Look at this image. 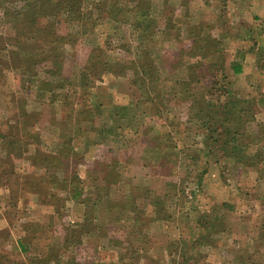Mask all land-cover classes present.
I'll return each mask as SVG.
<instances>
[{
    "label": "rangeland",
    "instance_id": "1",
    "mask_svg": "<svg viewBox=\"0 0 264 264\" xmlns=\"http://www.w3.org/2000/svg\"><path fill=\"white\" fill-rule=\"evenodd\" d=\"M31 1L0 0V264H63L69 256L85 264H120L121 256L133 264H264V163L262 169L260 165H238L216 148L211 149V154L203 152L195 121H188L187 101H179L177 105L169 102L167 109L170 120L175 117L172 121L180 123L181 130L178 134L171 132L169 143H175L176 150L199 149V160L189 180L182 181L183 167L177 177L170 179L172 186L150 176L149 168L141 170L142 164L158 158L159 150L144 145L158 129H164L161 128L164 124L158 123L157 115L136 112L133 116L134 111L129 115L133 116L130 123L145 128V135L127 144L131 147L126 152L131 162H127L128 166L120 164L122 178H117L124 180L118 186L121 196L127 195L129 184L149 185L155 193L174 186L179 189L168 204L170 218L133 227L130 213L129 216L109 214L105 202L100 201L102 204L94 207L91 220H84L83 207L70 200L66 194L68 188L59 183L63 172L54 171L48 159L51 160L49 157L60 149L62 142H73L79 160L71 162L69 171L78 178L81 198L89 199L90 195L94 199L97 188L105 186L104 195L108 193L111 199H117L118 189L110 185L107 189L101 178L112 171L107 166L109 159L123 155L122 142L128 143L127 139L135 135L129 132L119 136L120 144L111 136L98 144L103 138L95 129L110 122L106 111H93L90 122L79 111H85L84 105L97 103H103V110L111 103L126 104L129 96L134 98V103L137 94L127 87L126 77L105 74L102 81L93 80L92 98H70L67 105L59 100L53 104L44 83L59 85L65 78H77L91 48H97V55L103 59H113L121 52L119 48L123 52L128 48L132 39L128 27H115L105 13L93 10L95 0H82V7L93 10L88 25L84 23L86 28L67 22L63 10L54 14L55 37L66 34L68 38L75 37L70 40L73 44H58L56 50L64 58V72L61 76H51L47 72L49 60L43 59L54 40L45 38V31L52 30L43 26L47 18L38 17L37 28H29L24 20H19L24 15V3ZM149 4L150 15L158 21V30L145 44L154 63L165 66L160 70L163 87L169 86L172 78L184 77L188 73L187 64L201 60L214 63V67L197 84L196 97L204 93L201 87L221 78L227 92L256 102L255 120L240 139L249 143L246 152L249 158L257 148L256 144H250V132L256 133L264 123V67L257 66L264 61L259 59L264 55V0H149ZM34 7L37 10L39 5L35 3ZM15 13H20L17 20L13 17ZM48 22L52 25L53 20ZM208 36L210 45L205 52L189 51V47L198 49L202 38ZM239 60L243 72L234 75L230 62ZM23 69L26 73H22ZM53 88L57 93L63 91ZM225 92L224 88L214 90L215 99H223ZM68 114L78 116L80 123L73 124ZM217 120L214 116L212 122L215 124ZM102 155L106 157L102 159ZM99 198L104 199L102 192ZM136 201L139 205L142 200ZM181 213L182 219L178 218ZM211 220L220 223V232L213 234L214 245L197 249L194 240L203 224ZM87 223L97 227L89 232L81 230L80 226ZM121 227L125 231L133 229L134 233L125 234ZM22 237L23 242L29 243L25 251L17 245Z\"/></svg>",
    "mask_w": 264,
    "mask_h": 264
},
{
    "label": "trees",
    "instance_id": "2",
    "mask_svg": "<svg viewBox=\"0 0 264 264\" xmlns=\"http://www.w3.org/2000/svg\"><path fill=\"white\" fill-rule=\"evenodd\" d=\"M51 1L54 3L52 4ZM35 3L39 5L37 10H35L34 7ZM47 3L50 4V6L47 5ZM24 4L25 5L22 7L24 15L21 16L19 20H24L29 28H37L38 17L47 18L48 21L53 20L52 25H49L48 21L43 23L44 28H52L48 33L45 31V38L51 41L53 40L52 38H54L53 46L48 48L46 56L43 58L44 61L49 60V68L47 69V72L51 76H61L64 72V58L61 56L60 52L56 50V48H59L57 47L58 44L60 43L61 45V43L65 44L66 42L71 43L70 40H74L75 37L68 38V34L61 37L58 36V39L55 37V29H53L55 15H58L62 10V12H66V21L71 24L79 23L80 26L86 28V24L88 25V22L93 15V10H96L98 13H105V16L114 23L115 27L126 26L128 27L126 30L130 31L129 34L132 39L131 42L129 41L130 45H128V48H126L124 52L122 47L119 48L121 52L115 58L103 59L102 55H97V48H91L85 64L81 67L80 74H78L77 78H65V80L59 83V85L51 84L49 82L44 83V86H46L45 89L48 87L47 90L50 92L49 96L53 104L59 100L61 103L67 105L68 99L70 98L75 99L77 97L89 96L92 98L94 92L92 93L90 91L95 85V81L93 80L96 79L97 81H102L103 75L105 74L126 77L127 87L130 89L133 88L137 94L134 103V98L129 96L130 101L128 103H111L107 108L108 110L101 109L103 103H97L94 105L91 104V106L84 105L86 106L85 111H79V115H84V119L88 118L86 119L87 122H90L91 119H93V111L97 113L106 111V116L109 117L110 122L102 128L95 129L96 134L103 138L101 141H97L98 144H103L104 140L109 136L114 138L115 141L120 144L122 141L117 139L119 136L125 135L129 132H132L133 135H135L132 138L127 139L128 143L125 144L122 142L121 151L123 152V155L111 157L109 159L110 164L107 166L108 168H111L112 171L104 174L101 178L102 182L107 186V189L109 185L118 189L117 192L119 193V196L117 199H111L108 193H105L104 195L102 188L105 186L97 188L95 191V194H97L94 196V199H90V195L88 196L89 199L81 198L82 193L76 183L78 178L75 175L72 176L69 171L71 162L79 160L77 159L78 152L74 150L75 145L71 142V139V143L69 144L62 142L60 144V149L57 152L52 153L53 156L49 157L51 160L48 159L49 165L54 171L61 170L63 172L59 183L68 188L66 194L69 199L77 202L78 205L83 207L82 216L83 218L85 217V221L87 220L89 222L91 220L93 212L96 211L94 210V207L98 208V206H100L99 204H102L103 201L105 202L104 206L109 214L116 213L117 216L121 214L129 216L128 213H130L132 217L130 218L134 221L132 225L133 227L140 224L141 228L143 225H147L151 222H163L166 221L167 218H170L171 215H169L168 204L172 203L173 194L178 193L179 190H176L175 186L169 188L174 189V191L166 189L163 190V193H155L149 185L137 187L136 185L129 184L130 187L126 189L127 195L124 194L121 196V187L118 188V186L119 183H123L124 180L117 179L122 178L119 170L123 165L121 166L120 164L127 165L131 162L130 157H128L129 155L126 153L131 150V147L129 148V145L127 144L132 140H135L134 142H136L137 137H143V135H145V128L140 126L134 127L130 123L131 118L135 116L136 112H140L142 115H157L159 117L158 123L163 122L164 124L161 126V128L164 126V129H162V131L161 129H158L156 135L151 139H147L144 145L147 148L149 147V149L159 150L158 158L153 159L151 161L153 163L149 162L142 164L143 167H140L141 170L145 167H147V169L149 168L150 176H153V178L157 177L163 184L172 186L170 184L172 180L170 181V179L172 176L177 177L180 173L179 170L183 167L182 171L184 176L182 181L185 182L186 180H189L193 166H196L199 160V157H197L199 149L192 151L190 149L184 150V147H182V149L176 150L177 145L175 143H169V140L172 139L171 132L178 134L181 131H179L178 127L180 123L172 121L175 117L173 116L174 118L170 120V110L167 109V107L170 106L168 105L169 102H173L172 105H177V102L179 101L189 102L188 121L190 123L195 121L194 124L196 131L199 132L197 135L199 134L198 136L201 137L203 152L211 154V149L216 148V151L221 152L224 157L229 158L235 164L252 167L260 165L261 169L263 168L261 164L264 163V123H261V127L256 133L253 132L251 134L250 132V137H252L250 144H256L257 148L249 158H246L249 143H246L244 139L240 141L242 136L248 132V125L255 120L256 108L254 105L256 102H253L252 99L235 97L227 92L228 90L225 87V83H223L224 80L222 81L219 77V79L215 78L209 86L201 87V90L204 93H200L197 97L195 96V92L199 88L197 84L201 79L205 78L207 74L206 72L214 67V63H202L201 60L189 63L185 67L186 72L188 73H186L184 77L179 79L172 78V81L169 80V86H162V75L160 70L164 69L165 66L162 67L154 63L152 53L145 44L147 40H150V36L155 35V32L158 30L157 19L150 15L151 4H149V0H95L92 3L93 10L88 9V7V10H86L84 6L82 7V0H32L31 2H26ZM19 16L20 13H15L13 15L15 20H17ZM84 23L86 24L84 25ZM121 28L124 29V27ZM209 45L210 37L208 36L206 39L202 38V43L197 47L198 49H192V47H189V51L197 50V52H205V48ZM129 55L130 57L126 58V56ZM240 58L243 60V55ZM261 58H264V55H260L259 59ZM257 66L258 68L261 66L264 67V61ZM230 69L234 75L242 73L243 67L241 60L233 63L231 61ZM22 71V73H26L27 70L23 69ZM85 80L86 82L83 84ZM43 82L44 81H41V83ZM66 86L67 89L64 91ZM53 87L60 90L62 89L63 91L57 93L54 91ZM223 88L226 90V95H224L223 99L220 97L215 99L214 90L218 91ZM133 111L134 114L130 117L129 115ZM214 116L218 117L215 124L212 122ZM67 118L73 120L74 122L72 123L76 126L80 123L79 117L73 114H68ZM170 126L171 128L173 127L172 130H170ZM217 127L220 128L219 131ZM196 148H198V146ZM109 150H111V148H109ZM165 150H169V153ZM180 155H183L182 160H180ZM105 157L106 156L102 155V159ZM98 161L100 162L101 159H98ZM118 171L119 173L116 175V172ZM53 178L57 180V176H53ZM194 178H196L198 183V177L195 176ZM100 192H102L104 199L99 198ZM137 198L142 200L139 205L136 201ZM100 201L102 203H100ZM183 215L184 214L181 213V215H178V218L182 219ZM216 219L219 220L220 217L216 216ZM219 226L220 223H215L213 220L203 224V229L198 233L193 245H197V249L201 246L214 245L213 234L215 232H220L218 229ZM92 227H97V225L87 223L86 225L80 226V229H86V231L89 232ZM121 228L123 229L124 227ZM133 233V229H127L125 231V234L129 235ZM136 234L139 235L140 233H135V235ZM23 238L24 237L19 238V243L17 245H19L21 250L23 249L25 251V247L28 246L29 243L27 241L23 242ZM67 244H69V241H67ZM74 258V256H69L63 264H85ZM183 260H187L186 257H183ZM119 262L120 264H133L127 261L126 256H121Z\"/></svg>",
    "mask_w": 264,
    "mask_h": 264
}]
</instances>
